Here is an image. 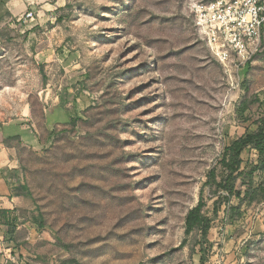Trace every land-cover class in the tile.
Returning a JSON list of instances; mask_svg holds the SVG:
<instances>
[{
  "label": "rangeland",
  "instance_id": "1",
  "mask_svg": "<svg viewBox=\"0 0 264 264\" xmlns=\"http://www.w3.org/2000/svg\"><path fill=\"white\" fill-rule=\"evenodd\" d=\"M211 1L45 0L23 24L0 0V124L34 119L41 131L52 104L75 119L39 148L8 146L25 264H200L203 253L204 264H264V199L231 198L215 215L204 185L264 117V45L239 73L223 68L189 10ZM255 155L242 153L241 170ZM201 193L209 245L185 234Z\"/></svg>",
  "mask_w": 264,
  "mask_h": 264
},
{
  "label": "built area",
  "instance_id": "2",
  "mask_svg": "<svg viewBox=\"0 0 264 264\" xmlns=\"http://www.w3.org/2000/svg\"><path fill=\"white\" fill-rule=\"evenodd\" d=\"M194 27L213 58L237 74L264 45V0H213L189 7ZM33 20L27 12L19 21ZM11 264H24L18 256Z\"/></svg>",
  "mask_w": 264,
  "mask_h": 264
},
{
  "label": "trees",
  "instance_id": "3",
  "mask_svg": "<svg viewBox=\"0 0 264 264\" xmlns=\"http://www.w3.org/2000/svg\"><path fill=\"white\" fill-rule=\"evenodd\" d=\"M247 105V103L241 104L240 111L244 112L247 109ZM74 124L75 119H71L70 125ZM256 126L254 132L245 133L242 137L232 141L225 147L221 160L206 175L204 185L210 189L214 188L213 194L216 200L213 202V214L215 215L218 213L221 203H227L231 198L239 199L241 202H246L247 204L264 199L263 177L259 176L258 183L254 181L255 174L264 173V117L259 119ZM247 149L255 152L256 161L252 165L248 164L251 166L250 169L241 170V155ZM219 192H223L225 195L222 196ZM204 207L205 202L201 193L197 205L186 216L185 234L189 235L193 231H198L201 241L209 245L207 233L211 222L202 212ZM230 210L234 211L233 208H230ZM7 213V211H0V221ZM33 224L39 228L42 227V224L38 220H34ZM7 226L9 230L14 228L10 223H7ZM201 252H204V250ZM204 262L205 257L203 253L200 264H204Z\"/></svg>",
  "mask_w": 264,
  "mask_h": 264
},
{
  "label": "crops",
  "instance_id": "4",
  "mask_svg": "<svg viewBox=\"0 0 264 264\" xmlns=\"http://www.w3.org/2000/svg\"><path fill=\"white\" fill-rule=\"evenodd\" d=\"M37 2H45V0H6L5 7L14 18L17 16L22 18L27 12H32L33 5ZM19 20L17 22L20 23ZM72 116L69 106L52 104L43 105L41 125L44 129L42 128L41 131L38 130L34 119L23 121L25 124L20 121L0 124V211L8 212L0 221V264H11L9 257L13 255L23 260L24 257L20 253L21 246L16 235L28 226V224L20 223V218L17 215L14 216L12 212V207L18 206L19 200L13 195L12 187L5 178V173L14 169L8 146L11 142H16L32 149L39 148L42 146L43 138L48 139L55 128L69 125L73 119ZM42 131L46 133L44 137L41 135ZM7 223L14 228L9 230ZM27 231L29 236L35 234L34 230L28 229ZM42 234L46 236L45 233Z\"/></svg>",
  "mask_w": 264,
  "mask_h": 264
}]
</instances>
